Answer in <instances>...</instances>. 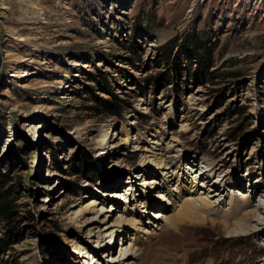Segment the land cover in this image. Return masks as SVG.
I'll use <instances>...</instances> for the list:
<instances>
[{"label":"rangeland","instance_id":"rangeland-1","mask_svg":"<svg viewBox=\"0 0 264 264\" xmlns=\"http://www.w3.org/2000/svg\"><path fill=\"white\" fill-rule=\"evenodd\" d=\"M189 190L258 224L172 233ZM0 194V264H264V0H0Z\"/></svg>","mask_w":264,"mask_h":264},{"label":"bare ground","instance_id":"bare-ground-1","mask_svg":"<svg viewBox=\"0 0 264 264\" xmlns=\"http://www.w3.org/2000/svg\"><path fill=\"white\" fill-rule=\"evenodd\" d=\"M104 140V139H102ZM179 143L178 139L172 140L168 144L165 145L166 151L168 150L169 146H173V144ZM94 142L89 141L88 146H93ZM98 145V144H96ZM159 164L162 166V162L165 161L162 160V158H159L157 160ZM168 166V165H167ZM167 166L164 164L163 167L167 168ZM207 166L210 167L209 164ZM196 179V177H194ZM195 182V181H194ZM200 185V184H199ZM203 187L204 185L201 184ZM193 190H189L186 195L178 199L177 205L173 207V211H175L176 216L169 219L163 214V210L155 213L153 218L157 219L160 217L162 219V223L171 229V232L174 233L176 231V225L178 223L188 222L190 225H195L196 227H204L207 223H209L211 226L215 227L216 225H221L223 227V231L229 236V237H244L249 236L253 232L252 223L256 222L258 224L259 217L257 215V212L254 209H249L248 202L249 197H241L237 198L235 196L229 197V203L227 205L224 204V207L227 206L228 211L224 214V217L221 218L222 221H217V216L220 213L219 208L216 207L217 202H211V198L217 197L219 200L221 199V192L218 193H212L208 195H198L194 193ZM219 192V191H218ZM219 212V213H218ZM232 212V213H231ZM106 217V216H105ZM105 217L103 218L102 222L105 220ZM149 223V222H148ZM119 224H126L135 231H144L143 236H148L153 234V230L149 229V226H146V228H141L138 222H136L134 219H128L125 221H122V219H118L116 221V224L110 225L112 226H118ZM157 227L159 225H155L154 223L150 227ZM109 227L106 229L108 230ZM105 230V229H104ZM114 232H120V231H111L108 232L110 236H113ZM114 238V236L112 237ZM111 238V239H112ZM147 238H142V240H146ZM135 242L130 241L125 245H121L119 247V254L122 256L119 257L118 261H113V264H131L128 263L129 256L133 258L135 255ZM129 256L124 258V255L128 254ZM117 262V263H116ZM133 263V262H132ZM264 263V260H263Z\"/></svg>","mask_w":264,"mask_h":264},{"label":"trees","instance_id":"trees-1","mask_svg":"<svg viewBox=\"0 0 264 264\" xmlns=\"http://www.w3.org/2000/svg\"><path fill=\"white\" fill-rule=\"evenodd\" d=\"M99 103L101 104H107V102H104L103 100H98ZM4 195L0 194V211L1 213H4V215H8V210H7V204L4 202Z\"/></svg>","mask_w":264,"mask_h":264}]
</instances>
